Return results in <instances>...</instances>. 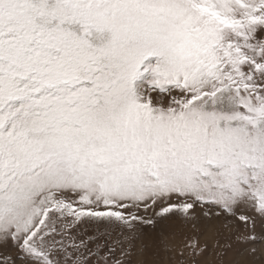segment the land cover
<instances>
[{
  "label": "snow or ice",
  "instance_id": "1",
  "mask_svg": "<svg viewBox=\"0 0 264 264\" xmlns=\"http://www.w3.org/2000/svg\"><path fill=\"white\" fill-rule=\"evenodd\" d=\"M217 220L219 264L264 245V0H0L2 264H146L158 228L205 264Z\"/></svg>",
  "mask_w": 264,
  "mask_h": 264
},
{
  "label": "rangeland",
  "instance_id": "2",
  "mask_svg": "<svg viewBox=\"0 0 264 264\" xmlns=\"http://www.w3.org/2000/svg\"><path fill=\"white\" fill-rule=\"evenodd\" d=\"M212 223V231L208 232L205 236L201 238V243L207 242L210 249H213L210 256L206 259L205 264H219V258L216 255L215 241L217 239V233H219V238L222 240L232 235L229 228L226 227V221L217 220ZM164 230L169 233H175L176 240H181L184 236H192L195 231L189 227L183 225L182 221L175 220L170 222L168 225L163 226ZM160 229H146V234L144 237V243L148 245V252L144 259L146 264H172V262L167 258L163 247L160 244ZM153 253H159L160 259L156 261L153 258ZM3 251L0 250V264H2ZM12 255V253H8ZM19 264V262H18ZM232 264H264V245L257 247V252L252 253L250 250L243 253L238 257H234Z\"/></svg>",
  "mask_w": 264,
  "mask_h": 264
}]
</instances>
